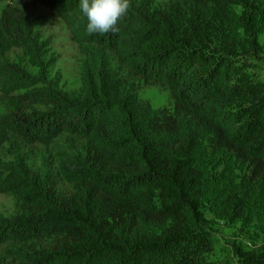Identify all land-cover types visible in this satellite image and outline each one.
Returning a JSON list of instances; mask_svg holds the SVG:
<instances>
[{
    "label": "trees",
    "instance_id": "obj_1",
    "mask_svg": "<svg viewBox=\"0 0 264 264\" xmlns=\"http://www.w3.org/2000/svg\"><path fill=\"white\" fill-rule=\"evenodd\" d=\"M35 1L68 26L83 56L81 85L47 112L28 111V99L8 90L40 80L0 66V193L15 202L10 218L0 215V264H264L256 252L210 258L215 239L194 196V154L205 138L245 165L244 193L251 184L264 191V74L235 45L212 44L216 11L254 48V5L130 0L118 31L89 35L79 0ZM32 23L3 9L0 47L26 45ZM141 83L164 86L170 105L142 100ZM247 200L232 193L221 217L239 215Z\"/></svg>",
    "mask_w": 264,
    "mask_h": 264
},
{
    "label": "rangeland",
    "instance_id": "obj_2",
    "mask_svg": "<svg viewBox=\"0 0 264 264\" xmlns=\"http://www.w3.org/2000/svg\"><path fill=\"white\" fill-rule=\"evenodd\" d=\"M168 1L133 0L136 4L153 3L158 7H166ZM248 1L254 5L256 12L251 35L255 47H251L249 37L237 22L232 29L229 28L216 11H212V44L230 48L235 45L237 54L254 62L255 72L264 74V0ZM5 8L21 11L33 23L32 34L26 45L9 50L0 47V66L5 69H18L24 75L40 80L31 88H10L8 97L18 100L27 98L29 107L25 110L47 112L52 109L56 96L78 95L83 56L65 22L57 19L50 7L35 0H0V16ZM232 10L236 16L242 13V8L237 5L232 6ZM254 52L258 53L257 58L252 54ZM139 95L153 108H162L171 103L168 90L157 83H141ZM3 96L0 92V100ZM34 96H37L36 101L29 102ZM32 148L45 158L48 157L49 148L42 145ZM59 149H63V146L56 145L55 150ZM1 155L10 159L7 150L2 151ZM193 163L201 175L194 196L204 213L205 230L215 239L209 257L222 260L229 254L235 259L237 253L256 252L264 259V191L259 185L251 184L244 193L247 178L245 165L237 161L231 153L216 150L208 138L201 141L194 154ZM68 188L62 186L63 190ZM232 193H237L239 197L247 196L248 200L239 215L227 219L221 217V212L226 198ZM14 213L13 197L0 193V215L10 218Z\"/></svg>",
    "mask_w": 264,
    "mask_h": 264
},
{
    "label": "clouds",
    "instance_id": "obj_3",
    "mask_svg": "<svg viewBox=\"0 0 264 264\" xmlns=\"http://www.w3.org/2000/svg\"><path fill=\"white\" fill-rule=\"evenodd\" d=\"M130 6V0H79L89 35L118 31L117 24L127 15Z\"/></svg>",
    "mask_w": 264,
    "mask_h": 264
}]
</instances>
